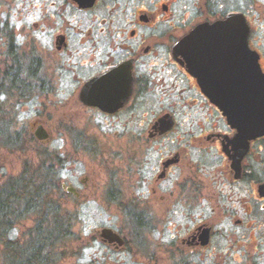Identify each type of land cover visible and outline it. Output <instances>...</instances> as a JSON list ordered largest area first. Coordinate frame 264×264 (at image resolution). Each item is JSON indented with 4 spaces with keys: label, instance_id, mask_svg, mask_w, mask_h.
<instances>
[{
    "label": "flooded vegetation",
    "instance_id": "flooded-vegetation-1",
    "mask_svg": "<svg viewBox=\"0 0 264 264\" xmlns=\"http://www.w3.org/2000/svg\"><path fill=\"white\" fill-rule=\"evenodd\" d=\"M241 3L230 8L228 0H13V22L8 17L0 22V95L34 110L33 140L38 127L50 137V125L72 121L74 112L115 122L136 119L144 126L136 140L156 144L149 190L158 191L163 204L168 189L183 203V214L208 207L186 227L180 248H208L218 223L255 227L264 244V134L246 137L207 95L211 88L228 92L217 52L194 49L189 72L180 49L191 32L240 14L248 47L264 73V54ZM206 37L198 30L196 43ZM150 98L158 110L149 116ZM139 109L144 110L135 113ZM59 181L62 203L80 197L76 187L68 183L77 195L68 193Z\"/></svg>",
    "mask_w": 264,
    "mask_h": 264
},
{
    "label": "rangeland",
    "instance_id": "rangeland-1",
    "mask_svg": "<svg viewBox=\"0 0 264 264\" xmlns=\"http://www.w3.org/2000/svg\"><path fill=\"white\" fill-rule=\"evenodd\" d=\"M241 1L252 19L254 43L264 54V0ZM238 2L228 0L229 7L235 8ZM13 14V0H0V22L8 17L12 23ZM6 97L0 95V192L9 180L29 174L23 173L24 168H36L34 172L51 165L64 186L72 184L80 194L62 204L72 225L68 237L55 245L52 264H264V244L255 227L218 223L208 248L192 252L180 248L179 238L186 227L208 207L196 206L183 214V203L175 194L169 196L168 189L163 204L158 191L149 190L156 144L153 148L145 146L141 137L136 140L144 128L136 119L127 122L123 117L115 122L90 111L74 112L72 121L50 125L47 140H33L29 135L34 110L26 103H6ZM151 102L150 98L149 116L158 110ZM85 177L84 184L81 179ZM57 185L61 190L59 180ZM51 197L57 198L55 193ZM36 224L32 214L14 222L7 231L0 230V264H18L8 263L6 241L18 240L26 246L36 237ZM104 227L120 234L124 245L115 248L103 242L99 231Z\"/></svg>",
    "mask_w": 264,
    "mask_h": 264
},
{
    "label": "water",
    "instance_id": "water-1",
    "mask_svg": "<svg viewBox=\"0 0 264 264\" xmlns=\"http://www.w3.org/2000/svg\"><path fill=\"white\" fill-rule=\"evenodd\" d=\"M198 30L206 33V42L196 43ZM197 31L187 35L180 45L187 62V69L192 72L194 49H204L207 55L217 52L218 61L225 67L222 73L224 87L228 92L206 90L207 95L217 104L227 120L246 137L264 134V73L258 64V54L251 51L247 44L248 28L240 14H230L223 21L211 25H203ZM207 62L212 60L207 58ZM228 66V70L227 67ZM212 78L206 76L208 82ZM38 140H47L49 135L42 127L34 131ZM65 190L77 195L72 185L64 186ZM99 236L107 244L120 248L125 241L120 234L111 228L100 229ZM202 243L206 244V231L202 235Z\"/></svg>",
    "mask_w": 264,
    "mask_h": 264
},
{
    "label": "trees",
    "instance_id": "trees-1",
    "mask_svg": "<svg viewBox=\"0 0 264 264\" xmlns=\"http://www.w3.org/2000/svg\"><path fill=\"white\" fill-rule=\"evenodd\" d=\"M58 180L54 167L46 166L9 180L0 192V230L7 231L14 222L32 214L37 223L36 237L26 246L18 240L6 241L8 263L52 264L55 245L68 237L72 225L71 216L64 212L59 200L64 192L58 188ZM53 193L58 197L52 198Z\"/></svg>",
    "mask_w": 264,
    "mask_h": 264
}]
</instances>
